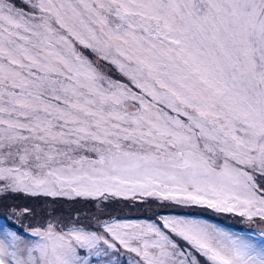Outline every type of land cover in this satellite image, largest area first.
<instances>
[{
    "label": "snow or ice",
    "instance_id": "1",
    "mask_svg": "<svg viewBox=\"0 0 264 264\" xmlns=\"http://www.w3.org/2000/svg\"><path fill=\"white\" fill-rule=\"evenodd\" d=\"M17 193L260 227H23L25 208L0 215V264H264V0H0V198Z\"/></svg>",
    "mask_w": 264,
    "mask_h": 264
},
{
    "label": "rangeland",
    "instance_id": "2",
    "mask_svg": "<svg viewBox=\"0 0 264 264\" xmlns=\"http://www.w3.org/2000/svg\"><path fill=\"white\" fill-rule=\"evenodd\" d=\"M102 207V206H101ZM184 206H178L172 204L168 201H158L155 198H146L141 201L140 199H123L116 198L109 202V206L106 209H103V213L97 211L93 207L92 201H85L83 199H76L74 201L68 200L66 198H52V197H32L24 193L10 194L7 197L0 198V215L8 213L12 210L21 211L25 208L30 209L32 215L21 216L17 221L23 227L28 226H40L46 220H59L61 223L68 225L71 221L76 223L77 226H83L86 229L92 231H98L100 222L104 220H118V221H156L161 215H187L193 216L201 219H205L210 223L217 224L218 226L233 232H240V230L232 229L226 225L219 224L214 222L211 219H208L204 216H195L193 214H183L178 208ZM196 207H184L189 210L199 211ZM167 208L168 210L173 209L176 211L174 213H166L162 209ZM197 210H196V209ZM209 214L218 216L219 218L224 219L229 224H235L241 227L248 225L249 227H254L259 230V225L247 224L240 217H237L233 214L227 213H216L211 209L203 208ZM167 210V211H168ZM148 213L155 215V218L151 217H124V218H112L114 213H124V214H134V213ZM181 212V213H180ZM188 212V211H187ZM78 217V220L76 219ZM15 219V217H13ZM127 256V253H125Z\"/></svg>",
    "mask_w": 264,
    "mask_h": 264
},
{
    "label": "trees",
    "instance_id": "3",
    "mask_svg": "<svg viewBox=\"0 0 264 264\" xmlns=\"http://www.w3.org/2000/svg\"><path fill=\"white\" fill-rule=\"evenodd\" d=\"M196 208L199 209V211L189 210V209H186L184 207L178 208L177 210H181L183 214H193L195 216H204V217H207L208 219L213 220L214 222H217V223L222 224V225H226L229 228L240 230V226L235 225V224H229L224 219L219 218L218 216H214L212 214H209L208 212H206L204 209H202L200 207H196ZM162 210L164 212H166V213H174V212H176V211H172V210H174V208L170 209V210L165 208V209H162ZM124 217H151V218H155V215H151V214H148L146 212H144V213H134V214L114 213L112 215V218H124Z\"/></svg>",
    "mask_w": 264,
    "mask_h": 264
},
{
    "label": "water",
    "instance_id": "4",
    "mask_svg": "<svg viewBox=\"0 0 264 264\" xmlns=\"http://www.w3.org/2000/svg\"><path fill=\"white\" fill-rule=\"evenodd\" d=\"M248 228H250L248 225H245V226L242 227V229L245 230V231H246Z\"/></svg>",
    "mask_w": 264,
    "mask_h": 264
}]
</instances>
